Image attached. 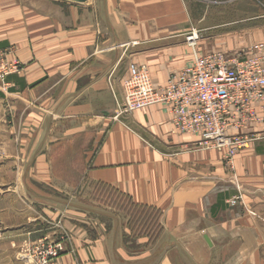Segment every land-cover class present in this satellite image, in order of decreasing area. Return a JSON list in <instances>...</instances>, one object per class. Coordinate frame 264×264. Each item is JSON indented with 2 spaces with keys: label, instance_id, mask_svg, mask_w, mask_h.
<instances>
[{
  "label": "crops",
  "instance_id": "obj_1",
  "mask_svg": "<svg viewBox=\"0 0 264 264\" xmlns=\"http://www.w3.org/2000/svg\"><path fill=\"white\" fill-rule=\"evenodd\" d=\"M196 2L0 0V55L17 67L0 88V264L59 238L53 264H264V121L229 128L243 143L228 163L176 132L163 105L116 117L129 64L162 86L192 62ZM244 23L197 55L251 54L264 24ZM72 166L85 168L78 183L151 209L153 239L76 207L81 191L59 174Z\"/></svg>",
  "mask_w": 264,
  "mask_h": 264
},
{
  "label": "built area",
  "instance_id": "obj_2",
  "mask_svg": "<svg viewBox=\"0 0 264 264\" xmlns=\"http://www.w3.org/2000/svg\"><path fill=\"white\" fill-rule=\"evenodd\" d=\"M196 38L194 31L189 32L186 42L193 46ZM250 53L194 54L192 62L172 73L162 86L154 83L145 67L131 63L121 83L123 96L116 117L163 105L176 132L198 137L204 149H226L229 163L243 143L228 136L229 128L250 120L264 121V43ZM16 71V65L0 55V88ZM254 104L260 106L261 116L253 110ZM238 200L234 197L228 204L233 206ZM63 251L62 239H42L25 250L23 258L33 264H53Z\"/></svg>",
  "mask_w": 264,
  "mask_h": 264
},
{
  "label": "rangeland",
  "instance_id": "obj_3",
  "mask_svg": "<svg viewBox=\"0 0 264 264\" xmlns=\"http://www.w3.org/2000/svg\"><path fill=\"white\" fill-rule=\"evenodd\" d=\"M196 5V16L200 15V17H197L195 27L192 30L197 35L192 46L194 54H198L203 41H211L212 44L218 43L220 34H224V37H232L235 32V23L239 22L240 24L241 20L246 22L242 25L264 24V0H202L197 1ZM218 52L228 55L240 53L222 51L216 48L209 54ZM68 159L72 162L71 165L74 162L79 163L78 153L76 155L70 153ZM81 170L83 175L85 168L80 169L78 166L59 169V174L71 181L67 188L70 189V193L80 194L81 191V194L76 195L73 200L76 207L89 211L97 222H101L107 227L117 225L121 219L125 223L127 220L131 234L146 235L153 239L156 234L155 220L157 217L151 209L136 207L127 198L104 187H91L85 181L82 184L78 183ZM76 188L80 190L75 192ZM59 198L58 202L62 204L66 202L62 196ZM25 250L26 248H23L22 252ZM18 254H20L21 261L31 264L22 258L20 251Z\"/></svg>",
  "mask_w": 264,
  "mask_h": 264
},
{
  "label": "water",
  "instance_id": "obj_4",
  "mask_svg": "<svg viewBox=\"0 0 264 264\" xmlns=\"http://www.w3.org/2000/svg\"><path fill=\"white\" fill-rule=\"evenodd\" d=\"M62 1H67V2H72V3H79V4H84L88 0H62Z\"/></svg>",
  "mask_w": 264,
  "mask_h": 264
}]
</instances>
